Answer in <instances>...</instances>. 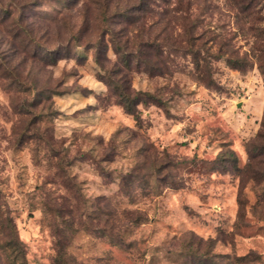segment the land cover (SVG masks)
Here are the masks:
<instances>
[{"label": "rangeland", "instance_id": "rangeland-1", "mask_svg": "<svg viewBox=\"0 0 264 264\" xmlns=\"http://www.w3.org/2000/svg\"><path fill=\"white\" fill-rule=\"evenodd\" d=\"M253 1L264 18V0ZM232 2L196 0L212 25L240 28L233 44L249 57L246 71L213 60L201 83L192 60L174 51L163 76L130 74L136 91L164 102L139 106L137 123L108 101L110 76L87 48L54 69L15 70L19 57L2 23L23 12L41 36L50 17L70 12L67 0H0V72L9 76L7 66L41 85L53 79L65 92L53 97L52 115L40 111L56 139L51 149L19 114L29 95L0 78V195L28 264H54L58 253L67 264H203L204 254L206 264H264V23L250 31ZM108 56L117 60L112 49ZM23 135L33 139L22 143Z\"/></svg>", "mask_w": 264, "mask_h": 264}, {"label": "trees", "instance_id": "trees-1", "mask_svg": "<svg viewBox=\"0 0 264 264\" xmlns=\"http://www.w3.org/2000/svg\"><path fill=\"white\" fill-rule=\"evenodd\" d=\"M65 1V0H64ZM233 8L237 11L236 17L244 15L250 24V31L257 30L264 18L258 15L253 0H233ZM70 12L52 16L45 23V31L39 36L32 26H29L22 17L12 18L13 24L8 26L2 23V28L14 41L15 51L19 57L18 66L42 64L54 69L65 59V54L84 47L93 53V62L110 76L107 82L109 90L108 101L113 100L125 113L132 116L139 123V106L149 101L163 104L153 95L136 91L128 78L134 71L144 69L153 75L163 76L167 68L165 57L177 51L181 57H189L198 73V81H210L212 61L224 59L228 66L240 72L246 71L249 57L240 54L235 48L234 40L240 28L231 30L226 26L212 25L196 0H67ZM196 6V7H195ZM19 12V13H20ZM204 13V14H203ZM8 18L12 15L7 12ZM264 55V28L261 30ZM37 47V50H32ZM112 49L117 60L112 63L108 56ZM169 49L173 51L169 52ZM174 55L176 56L175 52ZM259 68L264 75V58L258 60ZM24 67V66H23ZM110 69H114L116 76H111ZM13 68L5 67L7 74L0 72L4 81L11 80L17 85L18 93L28 94V98L21 99L22 106L19 114L30 116L28 133L35 132L34 139L46 147L53 148L56 143L52 131L42 129L46 116L53 114V97L65 93L59 90L61 84L53 79L46 85L38 81L25 79L23 73H16ZM114 72V71H112ZM12 75V76H11ZM29 81V82H28ZM264 130V124H263ZM27 133V132H26ZM28 137V136H27ZM21 137L25 143L27 138ZM259 137H264L263 131ZM55 153L54 157H59ZM61 162V161H60ZM61 168V163L58 164ZM60 178L66 176L60 173ZM64 187V186H63ZM5 200L0 195V264H28L27 250L20 239L17 227L7 208ZM201 257L206 264L210 256ZM212 258V257H211ZM198 262L202 263L200 260ZM54 264H67V258L58 253ZM213 264H216L215 262Z\"/></svg>", "mask_w": 264, "mask_h": 264}]
</instances>
